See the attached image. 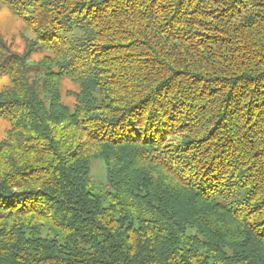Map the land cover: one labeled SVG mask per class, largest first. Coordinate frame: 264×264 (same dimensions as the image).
Masks as SVG:
<instances>
[{"label": "trees", "instance_id": "trees-1", "mask_svg": "<svg viewBox=\"0 0 264 264\" xmlns=\"http://www.w3.org/2000/svg\"><path fill=\"white\" fill-rule=\"evenodd\" d=\"M0 6L48 52L35 79L0 59V264H264V0Z\"/></svg>", "mask_w": 264, "mask_h": 264}, {"label": "rangeland", "instance_id": "rangeland-1", "mask_svg": "<svg viewBox=\"0 0 264 264\" xmlns=\"http://www.w3.org/2000/svg\"><path fill=\"white\" fill-rule=\"evenodd\" d=\"M89 11L91 13L92 9H89ZM35 32V29L33 31V27L16 18L9 9L5 8L4 6H0V38L3 43L0 50V59L4 60L5 58L8 59V57H23L24 59L28 60L31 62V64L27 65V72L29 73V77L32 79H35L38 74L43 76L48 72L46 70L48 69V66H46L45 62H43V55L48 52L43 51L42 54L38 52H29L26 55V49L36 40ZM102 43L96 42V44L92 46V52H90L92 61L100 60L101 57H103V60L109 61L110 58L104 56V52L108 45H103ZM114 57L117 58L128 56L125 51L121 50ZM97 75H100V72H98ZM100 77H102V75H100ZM29 80L31 79L29 78ZM38 82L41 81L38 80ZM78 82L79 81L72 79L71 77L63 78L58 82L60 102L62 105L67 107L69 111H72L74 108L76 102L75 95L78 94L80 90ZM8 84L9 81L7 77L0 78V90ZM46 84L48 85L49 83H45L44 85ZM214 125H217V122H215ZM8 130L9 123L0 119V141L6 138V133ZM204 137L205 135L194 136L192 133L180 134L178 136L169 137L170 139L165 140L159 147L168 152L172 150L174 145L179 143L181 140H185V138L191 139ZM158 154L159 152L156 153V155ZM89 174L90 179L92 180L95 187L101 191L109 190L107 184L106 167L102 160L97 158H92L90 160Z\"/></svg>", "mask_w": 264, "mask_h": 264}]
</instances>
